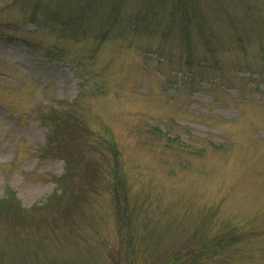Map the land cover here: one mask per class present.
<instances>
[{
	"label": "rangeland",
	"instance_id": "obj_1",
	"mask_svg": "<svg viewBox=\"0 0 264 264\" xmlns=\"http://www.w3.org/2000/svg\"><path fill=\"white\" fill-rule=\"evenodd\" d=\"M188 4L0 0V264H264V0Z\"/></svg>",
	"mask_w": 264,
	"mask_h": 264
},
{
	"label": "trees",
	"instance_id": "obj_2",
	"mask_svg": "<svg viewBox=\"0 0 264 264\" xmlns=\"http://www.w3.org/2000/svg\"><path fill=\"white\" fill-rule=\"evenodd\" d=\"M147 2H149V0H145ZM170 3H171V7H172V15H175V14H179L180 16H188V14H190V11H189V8L191 5L188 4V2L190 3V0H168ZM146 12L148 13H151L153 12V9L152 8H148L145 10ZM34 17V15H32V18ZM77 18H70V19H67V21H63L64 24H66V26H70V25H74V21L76 20ZM33 20V19H32ZM185 21V20H184ZM59 22H61L59 20ZM59 22H57L59 24ZM62 23V22H61ZM58 108L57 110L54 111V113H56L57 115H50L47 120L45 121H42L44 122L43 124H45V126L47 127V130H48V141L50 140V142L53 140H55V137L54 135H56V133H58L61 129H64V128H68L67 124L70 122L66 119H63V117H61L63 115V113H58ZM66 116H70L69 113H65ZM61 124L65 125V127H60L58 129L59 126H61ZM70 127V126H69ZM66 165H67V161H66ZM69 165V164H68ZM67 165V166H68ZM6 200H12L14 201L13 197L9 194L7 199ZM7 202H10V201H7ZM20 207V206H19ZM16 210L18 208V205L16 204V201H15V207H14ZM132 237H128L127 239V242L129 240H131ZM229 241H226L224 239H219L217 241V244L215 246L217 247H222L224 245H227L229 244L228 243ZM158 246V245H157ZM159 249H156L155 250V247L154 248H149L147 247V253L148 256H146L147 258L146 259H142L140 260L142 264H154V261L155 260H158V264H178L179 263V259H177L179 256H181L180 254L178 253H173L175 254L173 256V258L169 255L170 254V250L169 249H165L163 250L161 248V246L159 245L158 247ZM209 252V248H205L202 253H200L199 257L200 259H202L205 255H207ZM177 256V257H176ZM163 257V258H161ZM174 257H176V260L174 259ZM160 258H161V262H160ZM171 259H174V260H171ZM171 260V261H170ZM139 263V264H141ZM130 264H136V260H130Z\"/></svg>",
	"mask_w": 264,
	"mask_h": 264
}]
</instances>
